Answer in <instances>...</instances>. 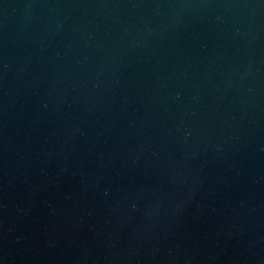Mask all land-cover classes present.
<instances>
[{
    "label": "water",
    "instance_id": "obj_1",
    "mask_svg": "<svg viewBox=\"0 0 264 264\" xmlns=\"http://www.w3.org/2000/svg\"><path fill=\"white\" fill-rule=\"evenodd\" d=\"M0 264H264V0H0Z\"/></svg>",
    "mask_w": 264,
    "mask_h": 264
}]
</instances>
